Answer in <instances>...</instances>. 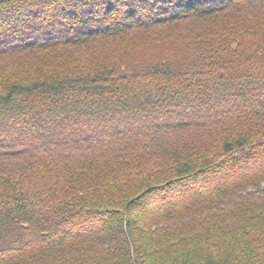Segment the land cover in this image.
I'll list each match as a JSON object with an SVG mask.
<instances>
[{
	"label": "trees",
	"instance_id": "1",
	"mask_svg": "<svg viewBox=\"0 0 264 264\" xmlns=\"http://www.w3.org/2000/svg\"><path fill=\"white\" fill-rule=\"evenodd\" d=\"M0 264H264V0H0Z\"/></svg>",
	"mask_w": 264,
	"mask_h": 264
},
{
	"label": "rangeland",
	"instance_id": "2",
	"mask_svg": "<svg viewBox=\"0 0 264 264\" xmlns=\"http://www.w3.org/2000/svg\"><path fill=\"white\" fill-rule=\"evenodd\" d=\"M3 81L2 79H0V82Z\"/></svg>",
	"mask_w": 264,
	"mask_h": 264
}]
</instances>
